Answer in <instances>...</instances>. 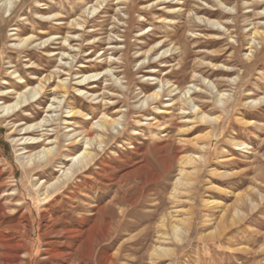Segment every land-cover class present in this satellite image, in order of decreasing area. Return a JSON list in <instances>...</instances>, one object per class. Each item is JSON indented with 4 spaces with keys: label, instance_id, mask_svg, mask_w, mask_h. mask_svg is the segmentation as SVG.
<instances>
[{
    "label": "rangeland",
    "instance_id": "rangeland-1",
    "mask_svg": "<svg viewBox=\"0 0 264 264\" xmlns=\"http://www.w3.org/2000/svg\"><path fill=\"white\" fill-rule=\"evenodd\" d=\"M97 1L27 0L13 19L14 2L0 8V21H6L0 22L5 36L0 38V94L9 95L3 100L11 102L15 92L28 93L38 80L52 76L47 91L23 109L27 112L7 116L12 123L50 116L45 111L58 80L68 79L76 97L77 78L100 72L83 94L95 93L97 101L109 103V114L117 110L124 116L96 165L48 199L33 185L61 176L56 170L67 140L48 166L24 168L19 159L28 154L22 150L28 140H20L23 135L7 125V117L0 118V203L9 197L24 203L0 216V264H264V101L252 102L264 96V37L252 53L248 50L255 26L264 31V0L221 6L220 0ZM74 20L85 27H75ZM14 34L35 37L37 46L29 47L34 55L27 56L22 46L12 48ZM210 37L224 39L210 45ZM65 39L70 40L65 44ZM190 85L192 102L184 96ZM165 87L174 89L165 94ZM157 88L160 102L143 103ZM192 105L219 121L199 120ZM91 109L95 119L103 112L94 102L85 109L92 116ZM65 127H59V135ZM188 157L198 160L195 169L186 165ZM24 215L30 228L25 221L16 227ZM162 220L166 230L179 224L189 232L180 243L162 241ZM158 247L171 252L157 253Z\"/></svg>",
    "mask_w": 264,
    "mask_h": 264
},
{
    "label": "bare ground",
    "instance_id": "bare-ground-1",
    "mask_svg": "<svg viewBox=\"0 0 264 264\" xmlns=\"http://www.w3.org/2000/svg\"><path fill=\"white\" fill-rule=\"evenodd\" d=\"M27 0H22V2L20 3V5H17L19 4L18 1H17V4L13 1V0H6L5 3L8 2V4H12L13 2L17 5V8L14 9L13 12H11V15H10V19H13L15 18V16H19V13L21 12V10L23 9V6L25 4ZM116 1V0H115ZM223 1V2H222ZM232 0H220L218 2V4L221 6L223 5L224 3H228V2H231ZM3 2V1H2ZM99 3V5H103L104 3L108 2L107 0H98L97 1ZM5 3H3L5 5ZM29 3V2H27ZM109 3V2H108ZM2 5H0V8H2ZM29 5V4H28ZM96 5V4H95ZM97 5V6H99ZM26 7V6H25ZM6 7L4 6V9ZM53 8V7H52ZM57 8V7H56ZM1 10V9H0ZM97 8H94L93 11H96ZM5 11V10H4ZM6 11H10V9H6ZM56 10H54L55 12ZM60 11V10H59ZM24 12V11H23ZM22 12V13H23ZM57 12V11H56ZM10 13V12H9ZM53 13V12H52ZM56 14V13H55ZM207 14L209 15H212L214 16L216 13H213L212 11H207ZM261 14L263 13H257L258 16H260ZM61 15V14H60ZM183 15V14H182ZM22 17V16H21ZM59 17V14H56L55 16H53V18H58ZM48 18H51L48 17ZM2 19V18H1ZM0 19V20H1ZM20 19V18H19ZM80 19V18H79ZM201 22H205V20H202V18H198ZM7 20V19H6ZM59 20V19H57ZM10 21V20H8ZM7 21V22H8ZM12 21V20H11ZM2 23H5L6 21L3 20V21H0ZM14 22V21H13ZM12 22V23H13ZM18 22V21H17ZM48 22V21H47ZM46 23V21H45ZM72 23V25H74L75 27H82L85 25V22L84 24L80 23L79 21L77 20H74L73 22H70ZM209 24H212L213 26L215 25H220L221 23L220 22H210L208 21ZM9 24V23H7ZM20 24V23H19ZM43 24V23H42ZM63 24V23H62ZM61 24V25H62ZM18 25V24H17ZM71 25V24H70ZM19 27V26H18ZM73 27V26H72ZM85 27V26H84ZM258 27V26H257ZM264 27V26H263ZM5 28V27H4ZM21 28V27H20ZM18 29V28H17ZM16 29V30H17ZM78 29V28H77ZM20 30V29H19ZM33 31V29H32ZM6 35V34H5ZM17 36L16 39H13V40H17V42L12 45V48L14 47H17L19 48L20 46L25 47L27 48V50L25 51V53H27L28 55L27 56H30V55H34L32 49H30L33 45V47L37 46V44L34 46L35 44V37L33 35H29V36H25L24 38L19 36L18 34H14V36ZM15 36V37H16ZM250 38V43H249V47H248V50H250L249 52H253V49H255L256 47V44L259 43L258 41H261L263 42V37H264V31H260L259 29H256V26L255 28L253 29V33L248 35ZM0 38L3 39L2 41H4V31L2 30L0 32ZM7 38V37H6ZM69 38V36H68ZM11 39V38H10ZM50 39V38H49ZM75 39V38H74ZM175 39V38H174ZM223 37H210V39L208 41L210 45H218L220 44L222 41H223ZM37 40V38H36ZM47 40V39H46ZM70 39H65L63 40V42L66 44ZM108 40H111V39H108ZM50 41V40H48ZM47 41V43H49ZM13 42V41H12ZM178 42V41H177ZM46 41L44 40L42 43H40L38 46L39 48H41L43 45H46L45 44ZM158 44H161L158 43ZM63 45V44H62ZM157 45V44H156ZM156 45H154L149 51H147L145 53V55L148 53H150L152 50H154L156 48ZM14 46V47H13ZM49 46V45H48ZM68 46H71L70 43H68ZM159 46V45H158ZM30 47V48H29ZM47 47V46H46ZM44 47V48H46ZM29 48V49H28ZM38 48V47H37ZM43 48V49H44ZM165 48V47H164ZM178 49V48H177ZM20 50V49H19ZM46 50V49H45ZM116 50V49H114ZM22 51V50H20ZM166 51H169V50H166ZM166 51H164L166 53ZM256 53V52H255ZM105 54V53H104ZM164 54V53H163ZM168 54V52H167ZM40 55V54H39ZM46 55V54H45ZM62 56H65V52L61 54ZM60 55V56H61ZM68 55V54H67ZM71 55V54H70ZM42 56V55H41ZM51 56V55H50ZM166 56V55H164ZM46 57V56H45ZM100 57H103L100 56ZM110 57V56H109ZM99 58V57H98ZM62 59V57H61ZM107 59V58H106ZM148 59V58H147ZM146 59V60H147ZM59 60V59H58ZM63 60V59H62ZM61 60V61H62ZM105 60V59H104ZM110 61V60H109ZM145 61V60H144ZM31 62V61H30ZM106 62V61H105ZM101 63V62H100ZM74 64V63H73ZM65 65V64H64ZM66 66V65H65ZM72 66V65H71ZM74 66V65H73ZM176 66V65H175ZM85 68V66H82ZM81 67V68H82ZM174 67V66H172ZM215 67V66H213ZM29 69L33 68L32 66L30 67H27ZM92 68V67H91ZM218 68V67H217ZM151 71V70H150ZM177 71V70H176ZM34 72V71H33ZM55 72V71H54ZM35 73V72H34ZM37 73V72H36ZM59 73V72H58ZM80 73V71H79ZM152 73V71H151ZM171 73V72H170ZM12 74L16 75L17 72L14 71L12 72ZM56 74V73H54ZM61 74V73H60ZM103 74V73H102ZM153 74V73H152ZM168 74V73H167ZM101 75V72L99 74H92V75H87V74H84L83 76L77 78V81L75 83V87L72 88V89H76V92H78V95L75 96H72L70 95V86H69V82H68V79H63V80H58L57 84L52 88V92H53V98H52V102L51 104L48 106V109L47 111H45L46 113H50L51 115L50 116H46L45 118H43L42 120L38 121V122H32V123H28L26 120V118H24V120L20 121V122H13L10 120L12 117H7L10 113L13 114L15 113H18L20 111L22 112H27L26 110H23L24 108H27V107H30L31 106V103L30 101L31 100H34L36 99V97L38 95H41L43 93H45L47 91V83L50 84L52 81V76H46L45 79H41V80H38L37 82V85L33 86L32 88H30L29 92H15V91H12L13 93L15 92L16 94V98L14 100H12L11 102H9L7 99L6 100H3V96H7L6 94H0V118H6L7 120H9L6 123L7 125H10L11 128L15 129V131H17L19 133V135H23V137L20 139V140H24L27 141L28 140V143L29 144V147H26V148H23L22 150H28L26 153L27 156L26 157H21L19 160H22L21 161V165L24 167V168H29L31 170L35 169V168H42V167H45V166H48L49 163L53 160V158L55 157L56 153L58 152L59 149H61L62 147V143L63 141L66 139L67 140V143H68V148L65 150L66 153L64 154V160L60 163L59 165V169L56 170L58 172L61 173V176H59L55 181H53L52 183H47L46 181H42V180H39V182H37L34 186V188L36 189V191L40 194V192L43 191L42 194L40 195H43L45 199H48L49 197L52 196V194L54 192H57V191H60L62 189H65L67 187H69L70 185V182L75 179V178H78L81 174H84L86 173L92 165H96L98 159H99V156L100 154L104 151V148L105 146L108 144V142L112 139H115L116 137L113 136L112 132L113 130H117L118 133H119V130H118V127L119 125L121 124V119L124 117V116H119V113L118 111L116 110V112L114 113L115 115H111L109 114L108 112L110 111V107L108 106L109 103L107 102H104L103 104V100L105 101V99L103 100H99L97 101V99H99V97H96V94L95 93H84V87H86V85H90L91 82H97V78L98 76ZM70 76V74H69ZM71 77V76H70ZM193 77V76H192ZM195 77V76H194ZM197 77V76H196ZM195 77V78H196ZM20 81L22 79H24V77H17ZM103 78V77H102ZM40 79V78H39ZM54 79V78H53ZM58 79V78H57ZM192 79V78H191ZM169 80V79H168ZM28 81V80H27ZM27 81L24 83H27ZM116 81V80H115ZM193 81V80H191ZM167 82V81H166ZM115 83V82H114ZM165 83V82H164ZM169 84V82H168ZM165 85V84H164ZM167 85V84H166ZM26 88H28L29 86L28 85H25ZM168 86V85H167ZM88 87V86H87ZM162 87V86H161ZM90 89L92 88H95V87H91L89 86ZM88 88V89H89ZM166 88V87H165ZM193 88V86H189V89H187V91L185 92L184 96L186 98V96H188L187 100L191 101L192 102V97L190 95V91L191 89ZM106 89V88H105ZM158 89V88H157ZM171 89H174V88H171ZM170 88L167 89L166 88V91L164 92L165 94H171L172 90ZM27 90V89H26ZM50 90V89H49ZM123 90V89H122ZM74 92V91H73ZM1 93V92H0ZM7 93V92H6ZM9 94H11V92H9ZM90 94V95H89ZM99 95V94H98ZM162 93H161V90L158 89V90H155L153 91L152 93H150L147 97H145L143 103H150L151 104H155L158 102H160V99L162 98ZM9 96V95H8ZM7 96V97H8ZM114 96V95H112ZM225 96V94H220V103H222L223 101V97ZM81 97H85L87 100H83ZM9 98V97H8ZM64 98V99H63ZM71 98V100H69ZM102 99V98H101ZM108 99V98H106ZM111 100V99H110ZM109 100V101H110ZM182 100V99H181ZM116 101V100H115ZM184 101V99H183ZM264 101V96L263 97H259V99H257V101H252V102H263ZM37 102V101H36ZM39 102V101H38ZM89 102H94V104L97 106H102L103 108V112L100 113V117L95 119L93 116L95 115V111H93V109H91V113H92V116L88 113H86V104L89 103ZM100 102V103H99ZM175 103V102H174ZM173 103V104H174ZM183 103V102H181ZM224 103V102H223ZM111 104V103H110ZM115 103L113 102V105ZM149 104V105H151ZM187 104V103H186ZM183 105V104H182ZM172 106V105H171ZM193 106V105H192ZM62 107V109L60 111H58V109ZM88 107V106H87ZM150 107V106H149ZM63 109L66 111V112H61L63 111ZM193 109L197 112V116H199V120L201 121H210V120H213V121H216L218 122L219 121V118L218 117H211L209 115H207L206 113H203L199 108H197V106H193ZM197 109V110H196ZM96 110V109H95ZM119 110V109H118ZM141 110V109H140ZM159 111V110H158ZM161 111V110H160ZM66 113L67 116H65L64 118H59L58 115H53L54 113ZM123 114V113H122ZM14 115V116H15ZM26 115V113H25ZM61 115V116H62ZM13 116V115H12ZM18 116V115H17ZM27 116V115H26ZM119 116V117H118ZM29 117V116H28ZM127 117V116H126ZM137 118V117H136ZM13 119V118H12ZM26 121V122H25ZM62 122H64L62 124ZM87 123H90L91 125L88 127L85 126V124ZM62 125H65L66 127L63 128L65 130V132L63 133V135L61 136V134L59 135V127L62 126ZM124 125V124H123ZM152 125V124H151ZM157 126V125H156ZM165 128V127H164ZM11 133H14V132H11ZM121 134V133H120ZM25 135H32V136H25ZM53 138V139H52ZM20 140H15L13 139V142H16L15 145L17 144V142ZM65 140V141H66ZM111 142V141H110ZM19 144V143H18ZM22 145V144H21ZM244 144L242 143H239L237 144L238 147H241L243 146ZM19 146V145H18ZM82 147V151H79L75 154H72L73 150L74 149H77L79 147ZM30 148L32 150H30ZM21 150V149H20ZM20 152V151H19ZM24 152V151H23ZM25 153V154H26ZM201 159V158H199ZM198 161V160H197ZM197 161H196V158L194 157H188V159L185 160V163L186 165H192L194 166V169H195V164H197ZM58 163V162H57ZM66 163H71L70 166L67 167ZM49 168V167H48ZM62 171V172H61ZM3 172V171H2ZM97 173V172H96ZM0 174H1V171H0ZM185 174V171L184 170H181V179H179L178 183L182 185V178L184 177ZM91 179V178H90ZM41 181V182H40ZM75 183V182H74ZM176 184V183H175ZM14 186V185H13ZM178 186V185H177ZM76 187V186H75ZM33 188V189H34ZM86 188V187H85ZM178 188V187H177ZM34 189V190H35ZM71 189V188H70ZM19 191V190H18ZM179 191V190H178ZM13 195H17V191L15 192H12L11 194H6L5 196H13ZM39 195V196H40ZM38 196V197H39ZM174 196V195H173ZM175 197V196H174ZM10 198V197H9ZM6 199V201H4L3 203H0V216H3V214L6 213V211H12V212H15L14 210L17 209V208H20L24 205L23 202L21 201H14L11 202L10 200ZM42 198V197H41ZM178 198V197H177ZM14 199V198H13ZM246 199V198H245ZM9 200V201H8ZM12 200V199H11ZM25 202V201H24ZM14 205L16 207H14L13 209L10 207L11 205ZM44 208V206H43ZM25 210V209H24ZM43 210V209H41ZM45 210V209H44ZM17 211V210H16ZM27 211V210H26ZM24 211V212H26ZM47 212V210H46ZM46 214V213H45ZM27 215H29V218H30V215H31V211L27 213ZM27 215L23 216L21 219L23 221L20 220V223H18L16 225L17 226H20L19 224H21L22 222H26L28 223V226L30 225L29 223V219L27 217ZM47 215V214H46ZM237 215V214H236ZM5 216V215H4ZM3 216V217H4ZM44 217V220H45V215L42 216ZM51 218V217H50ZM49 218V220H51ZM43 219V218H42ZM48 219V218H47ZM43 220V221H44ZM162 222V226L161 228L164 229V231L162 232V235L165 237V238H162L163 240L162 241H166V240H171L173 239V241L176 243H180L181 241V238L182 236H184L186 233L188 234L189 232V228H185V229H182L181 226L179 224H175V225H172L171 228H170V231L166 230V226L163 222V220L161 221ZM49 223V222H48ZM22 225V224H21ZM47 225V224H46ZM12 226V225H11ZM10 226V227H11ZM13 226H15L13 224ZM12 226V227H13ZM45 226V225H44ZM43 226V227H44ZM47 227V226H46ZM45 227V228H46ZM49 227V226H48ZM26 228V227H25ZM30 228V226H29ZM14 230V229H13ZM17 230V229H15ZM20 230V229H19ZM165 231H168L165 233ZM2 232V231H1ZM17 232V231H16ZM3 233V232H2ZM22 233V232H21ZM81 235V234H80ZM26 236V235H25ZM162 236V237H163ZM9 238V237H8ZM82 238V237H81ZM7 239V238H6ZM160 242V241H159ZM3 245V244H2ZM5 245V244H4ZM6 250V249H5ZM155 252H159L160 253H168L170 251V249H167V248H161L159 250V247L158 249H155L154 250ZM8 252V251H7ZM171 252V251H170ZM171 254V253H170ZM8 255V254H7ZM19 256V254H17ZM16 255V256H17ZM169 255V253H168ZM167 256V254H166ZM153 257V256H152ZM3 258V257H2ZM10 258V257H9ZM13 258V257H11ZM16 258V257H15ZM6 258L4 257L3 260H5ZM6 263V262H5ZM10 263V262H9ZM2 264V263H1ZM14 264V263H13Z\"/></svg>",
    "mask_w": 264,
    "mask_h": 264
}]
</instances>
